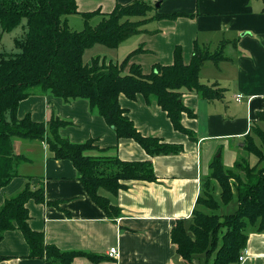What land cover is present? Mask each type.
I'll return each instance as SVG.
<instances>
[{
	"label": "crops",
	"instance_id": "obj_1",
	"mask_svg": "<svg viewBox=\"0 0 264 264\" xmlns=\"http://www.w3.org/2000/svg\"><path fill=\"white\" fill-rule=\"evenodd\" d=\"M133 1L76 0L77 14L66 17L67 25L80 31L81 14H108L117 4ZM145 1L156 8L148 18L154 13L176 17L146 22L140 27L142 33L116 49L95 45L98 47L93 55L103 58L106 64H119L131 52L142 49L130 63L139 65L147 75L155 65H172L176 48H180L187 65L195 44L211 53L220 47L224 59L217 64L206 62L199 71V82L221 89L222 97L207 101L194 93L182 96L183 105L193 113L192 117L181 115L182 126L192 134L189 138L173 129L166 113L154 101L147 104L141 96L130 100L119 95V106L142 136L182 147L179 154L153 157L133 139H118L101 116L89 111L86 100L64 102L51 95H35L19 103V120L29 116L35 122L47 123L55 115L68 123L59 129L61 137L74 144L92 140L95 150L86 152L87 156L150 162L153 167L152 182L124 181V188L117 193L98 189V196L117 210L108 216L87 195L73 163L54 158L46 139L12 140L13 153L21 162L17 175L0 190V207L27 183L33 189L42 188L49 204L32 200L26 204L29 228L41 233L46 245L61 252H82L102 259L95 263L77 256L72 264H185L171 243L172 227L177 220H190L215 156H220L225 168L234 167L243 152L245 137L252 135L258 114L264 109V0ZM98 21L99 17H95L92 22ZM24 34L13 38L14 48ZM237 95L241 96L239 102L235 101ZM258 125L264 129L261 123ZM47 135L50 136L49 129ZM255 163L250 161L249 165ZM111 248L117 250V258L107 256ZM245 248L246 260L235 264H264V232L250 231ZM28 255L29 246L20 231L4 233L0 264H46L44 259ZM193 264L200 263L194 260Z\"/></svg>",
	"mask_w": 264,
	"mask_h": 264
},
{
	"label": "trees",
	"instance_id": "obj_2",
	"mask_svg": "<svg viewBox=\"0 0 264 264\" xmlns=\"http://www.w3.org/2000/svg\"><path fill=\"white\" fill-rule=\"evenodd\" d=\"M151 12H156V8L145 0H134L123 6L117 4L108 14H81L83 28L73 31L68 27L66 17L77 14L76 0H0V40L4 33L12 32L23 19L26 20L23 39L15 42L19 52H0V190L17 175L16 169L21 162L13 153L14 138L46 139L54 158L73 163L87 195L108 216L117 210L98 196V189L117 193L124 188V181L155 180L150 162H123L116 157L85 155L95 150L93 141L74 144L61 137L58 131L68 123L55 115L47 123L35 122L29 116L19 120L17 107L30 96L51 95L64 102L86 100L89 111L101 116L118 139H133L149 156L182 152L179 145L142 136L119 106L118 97L124 95L134 100L141 96L147 104L154 101L166 113L173 129L190 138L192 134L182 126L181 115L186 113L192 117L193 113L183 105L182 96L194 93L207 101L222 97L221 89L199 82V71L206 62L217 64L224 59L220 47L211 53L195 44L187 65L183 63L180 48H176L172 65H155L147 75L139 65L130 63L131 57L142 49L131 52L119 64H106L99 57L92 58L90 63L83 62L84 52L95 45L116 49L142 33L139 28L146 22L176 17L154 13L146 18ZM95 17H99L96 23L92 22ZM142 17L144 19L138 21ZM134 19L137 20L132 21ZM258 123L264 126V109L258 114L252 135L245 137L243 152L234 167L225 168L220 156H215L209 165V174L202 182L190 220L188 223L177 220L172 227L171 243L185 264H193L194 260L200 263V255L206 256L204 264H235L245 248L248 233L252 230L264 232V129ZM255 138L260 145L256 144ZM250 155L256 158L252 167ZM210 180L216 181L220 188V203L212 198ZM229 181H233L232 186ZM234 197L237 202L235 213L220 216L215 213ZM31 200L49 204L43 189H33L28 183L4 201L0 207V241L5 232L18 230L29 246L28 257L44 259L46 264H72L77 256H85L95 263L102 260L95 255L61 252L46 245L43 235L32 231L27 223L26 204ZM219 233H222L220 238Z\"/></svg>",
	"mask_w": 264,
	"mask_h": 264
},
{
	"label": "rangeland",
	"instance_id": "obj_3",
	"mask_svg": "<svg viewBox=\"0 0 264 264\" xmlns=\"http://www.w3.org/2000/svg\"><path fill=\"white\" fill-rule=\"evenodd\" d=\"M149 17V14L146 16V18ZM144 18H138V21L140 20H143ZM137 19H134L132 21H136ZM143 26V25H142ZM140 29V28H139ZM26 30V20L23 19L22 22H21V25L16 28L15 31H13L12 33H4V35L2 36V40L0 41V52H7V53H10V52H19L18 49L14 48L13 46V38H19L18 36L22 37L24 33L22 32H25ZM98 46H95L91 49H88L84 52V61L86 60H90V57L91 58H95L96 56H94L93 54V51H95L94 49H96ZM102 47V48H101ZM100 49H105L103 48V46H100ZM92 53V54H91ZM106 57V56H105ZM101 60L103 58L99 57ZM108 58V57H106ZM255 142L257 143V145H260L259 143V140L256 138ZM256 162V158L252 155L249 156V162ZM251 166V165H250ZM252 167V166H251ZM209 185H210V192L212 194V198L220 203V199H219V194H220V188L218 186V184L216 183V181L214 180H210L209 181ZM230 185L232 186L233 185V181H229ZM204 191V190H203ZM235 194V192H234ZM199 209H201L202 211H204L205 213H209V211L207 209H204V208H201L199 207ZM237 210V202H236V199L235 197L233 198V200L228 204V205H222L221 208L216 211L215 213L217 215H228V214H233L235 213ZM220 232V231H219ZM221 234L222 233H219L218 237L220 238L221 237ZM199 260H200V263L201 264H204L205 261H206V256L205 255H200L199 256ZM211 260V259H210Z\"/></svg>",
	"mask_w": 264,
	"mask_h": 264
},
{
	"label": "built area",
	"instance_id": "obj_4",
	"mask_svg": "<svg viewBox=\"0 0 264 264\" xmlns=\"http://www.w3.org/2000/svg\"><path fill=\"white\" fill-rule=\"evenodd\" d=\"M241 100V96L240 95H237L236 97H235V101H240ZM107 256L109 257V258H117V256H118V254H117V250L115 249V248H111V249H109V251H108V253H107ZM246 258H247V249L246 248H244L242 251H241V253H240V255H239V257H238V263H243L245 260H246Z\"/></svg>",
	"mask_w": 264,
	"mask_h": 264
},
{
	"label": "water",
	"instance_id": "obj_5",
	"mask_svg": "<svg viewBox=\"0 0 264 264\" xmlns=\"http://www.w3.org/2000/svg\"><path fill=\"white\" fill-rule=\"evenodd\" d=\"M158 6V5H157Z\"/></svg>",
	"mask_w": 264,
	"mask_h": 264
}]
</instances>
